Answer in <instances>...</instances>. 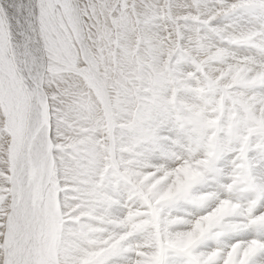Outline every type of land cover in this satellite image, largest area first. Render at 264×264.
<instances>
[{
    "label": "snow or ice",
    "instance_id": "6c2138e0",
    "mask_svg": "<svg viewBox=\"0 0 264 264\" xmlns=\"http://www.w3.org/2000/svg\"><path fill=\"white\" fill-rule=\"evenodd\" d=\"M62 6L0 0V24L32 31ZM161 7L181 45L179 67L218 69L200 78L202 107L154 99L134 125V150L116 159L114 147L94 148L102 166L79 165L71 200L45 99L0 72V264H264V80L254 79L264 71V0ZM236 69L244 81L226 89ZM185 168L194 175L181 183Z\"/></svg>",
    "mask_w": 264,
    "mask_h": 264
},
{
    "label": "rangeland",
    "instance_id": "374dc122",
    "mask_svg": "<svg viewBox=\"0 0 264 264\" xmlns=\"http://www.w3.org/2000/svg\"><path fill=\"white\" fill-rule=\"evenodd\" d=\"M70 1L46 0V3L63 6L58 10L49 8L40 19L41 33L47 35L46 39H50L53 46L47 61L49 69L44 88L52 121L58 129L53 146L58 153L56 159L63 165L61 188L68 200L73 198L80 181L84 179L78 175L82 171L79 165L94 161L93 167H100L102 153L94 157L92 150L104 146L111 149L109 133L104 142L92 133L99 132L107 123L110 106L104 97L106 92L115 115L128 125L135 124L141 110L149 112L144 103L149 102L150 95L153 100L159 99L158 94L163 95L168 91L173 97L175 81L180 86L193 88L198 94L203 92L197 83L195 86L188 83L190 79L198 82L195 71H188L186 76L178 71L183 59V56L177 55L181 45L175 38L172 26L164 23L168 18L165 8L156 10L161 0H76L80 22L73 21ZM164 3H170V0H164ZM81 24L86 34L88 61L103 78L105 93L91 76V67L80 55L77 44L80 43L81 30L78 27ZM0 25V72H6L14 81L22 83L19 65L14 61V53L9 50L7 26ZM183 51L187 55H200L189 48ZM206 62L207 58L201 56L200 63ZM210 69L213 68L209 67L208 71ZM207 77L211 78V75L207 74ZM243 81L242 72L236 69L224 87L231 88ZM170 104L175 107L174 97ZM2 124L0 118V126ZM259 126L264 128V121ZM127 141L130 145L132 137L129 136ZM52 172L55 177L53 165Z\"/></svg>",
    "mask_w": 264,
    "mask_h": 264
},
{
    "label": "bare ground",
    "instance_id": "6f19581e",
    "mask_svg": "<svg viewBox=\"0 0 264 264\" xmlns=\"http://www.w3.org/2000/svg\"><path fill=\"white\" fill-rule=\"evenodd\" d=\"M61 1L64 2L66 0H61ZM71 1H72V6H73V12L72 13L74 14L73 21L75 20L76 22H78V21L80 22V13H79L78 4H76V2H75L76 0H71ZM42 2L46 3V0H42ZM67 2H66V4H67ZM41 25H42L41 20L37 19V21L35 22V27L32 31L13 30L12 32H10L7 28V31L9 34L8 46L10 47L9 50H11L14 53L13 56H14L15 63H17V66L19 65L20 72L19 71L18 72H19V75L21 76L22 83L30 84L33 87V89L37 92L38 96L43 97L45 99L46 111L50 115V107H49L50 105H49V99H48L47 92L44 88V79L46 76V72L49 69L47 66L48 65L47 61L49 60L48 57L50 55V51H52V49H53V46L50 44V39H48V38L46 39L47 35H44V36L42 35ZM78 29L81 30L80 34H79L80 43L77 41L78 42L77 46H78L80 55L83 57L84 61L87 62L88 66L91 67L90 68L91 69V76L92 77L94 76L95 81L99 84V87H101L102 91H104V93H105L104 88L106 89V84L103 81V78L90 65V62H89L90 60L88 61L87 45L85 43L86 38L84 36L86 34H85V30H84L83 25L82 24L79 25ZM3 50H5V49H3ZM3 53H4V51H3ZM12 54H11V56H12ZM178 71L183 74L182 76H186L185 73H187V72H185L184 69L180 68L179 65H178ZM217 71H218V69H215V68L210 69V71H208V72H203V71L201 72V70H200V76L196 77L198 82L192 83L194 86L197 83V85H200L199 87L201 89H203L202 90L203 92L199 93V94H198V92L193 90V88L191 89L189 87H183L182 85L180 86L175 81V83H174L175 89L173 91V97L175 100V104H174L175 107L177 109L199 110L202 107L201 97L205 93V89L200 84V78L205 77V76L207 77V74L211 75L212 73H215ZM239 71L242 72V75L244 77L243 69H239ZM65 72H66V70H65ZM60 74H61V72H60ZM184 79L186 80V77H184ZM254 79L264 80V71H261L260 73H258L257 76L254 77ZM192 84H190V85H192ZM150 96L151 97H149V102L144 103L146 105V108H149V109L153 106V99H152L153 97H152V95H150ZM157 96L161 97L159 99H163V100L167 101L169 104H170V101L172 102V99H173V97L170 96V93L168 91H166V93H163V95L158 94ZM104 97H105L106 101H108L107 104L110 106V108H108L109 113H108L107 123H106L105 127L103 129H101L99 132L95 133L92 131V133L96 137L100 138L102 141L105 138L106 139L108 138L107 134L109 133V144L111 146L110 148H112V147L115 148V157H116V159H119L122 148L125 150L128 149L127 151L134 150V146L137 143V138L134 135V125L135 124L128 125V124L121 122L118 119V116L115 115L114 110L112 109V104H111L108 92H106V96L104 95ZM172 104H170V105H172ZM139 107H140V105H139ZM147 111L148 110H141V113H144L146 115L148 113ZM138 113H140V112H138ZM140 114L137 116V119L139 118ZM129 136L132 137V141H131L130 145L127 141ZM103 145H106V144H103ZM100 159H101V157H100ZM49 167H50V170L52 171V164L51 163H50ZM193 175H194V171L192 169L185 168L182 170V173H181V176L183 179L180 180V177H178L177 179H178V181H180L182 183L184 181L190 180L193 177ZM192 238L193 237H190L189 240L187 241V243H190ZM90 264H92V261Z\"/></svg>",
    "mask_w": 264,
    "mask_h": 264
}]
</instances>
